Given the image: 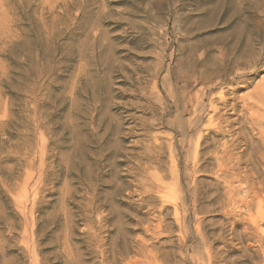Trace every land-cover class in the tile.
<instances>
[{
  "label": "rangeland",
  "instance_id": "obj_1",
  "mask_svg": "<svg viewBox=\"0 0 264 264\" xmlns=\"http://www.w3.org/2000/svg\"><path fill=\"white\" fill-rule=\"evenodd\" d=\"M0 264H264V0H0Z\"/></svg>",
  "mask_w": 264,
  "mask_h": 264
},
{
  "label": "bare ground",
  "instance_id": "obj_2",
  "mask_svg": "<svg viewBox=\"0 0 264 264\" xmlns=\"http://www.w3.org/2000/svg\"><path fill=\"white\" fill-rule=\"evenodd\" d=\"M257 65V64H256Z\"/></svg>",
  "mask_w": 264,
  "mask_h": 264
}]
</instances>
